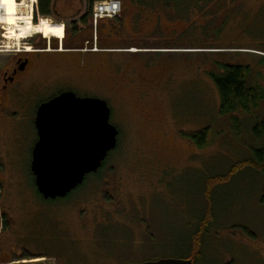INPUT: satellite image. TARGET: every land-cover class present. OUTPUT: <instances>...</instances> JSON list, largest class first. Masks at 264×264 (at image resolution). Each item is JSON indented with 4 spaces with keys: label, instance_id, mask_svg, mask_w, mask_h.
Segmentation results:
<instances>
[{
    "label": "rangeland",
    "instance_id": "obj_1",
    "mask_svg": "<svg viewBox=\"0 0 264 264\" xmlns=\"http://www.w3.org/2000/svg\"><path fill=\"white\" fill-rule=\"evenodd\" d=\"M119 1L120 16L103 20L99 33L106 48L137 52L118 56L134 83L102 95L119 148L102 180L89 179L71 199L47 203L31 171L34 128L0 130V264L38 257L56 264L182 259L208 213L212 226L194 264H264V177L249 167L230 173L264 145L253 134L264 101L251 113L223 116L211 78L223 73L220 65L241 66L249 87L264 94V0H210L189 12H180L178 0H156L155 9ZM142 80L152 81L147 89ZM203 130L208 142L199 149L189 135ZM227 175L228 182L208 191L207 180Z\"/></svg>",
    "mask_w": 264,
    "mask_h": 264
},
{
    "label": "flooded vegetation",
    "instance_id": "obj_2",
    "mask_svg": "<svg viewBox=\"0 0 264 264\" xmlns=\"http://www.w3.org/2000/svg\"><path fill=\"white\" fill-rule=\"evenodd\" d=\"M62 1L64 0L48 1L40 9L44 22L50 20L52 25L63 27L64 37L60 42L34 37L17 48L0 46V130L12 133L18 124L27 123L35 130L36 145L40 140L37 130L39 113L53 99L65 93H73L81 99L104 100L102 95H108L106 90H122L136 80L129 76V71L124 72L123 65L127 62L121 61L118 56L121 53L132 55L137 52H132L131 48L120 52L105 47L104 39L99 36L104 22L94 20L95 5L91 8L88 0H66L68 9L59 10L58 4ZM52 18L68 23L59 25ZM118 81L122 86L117 84ZM149 83L142 80L140 85L147 89ZM119 145L120 132L116 150ZM109 156L98 172L88 175L84 184L66 198L46 201L40 194L39 196L47 203L71 199L75 192L84 189L89 179H103ZM2 231L8 232L10 229L8 227ZM67 242L72 243L73 240ZM5 253L8 254L7 251ZM11 253L20 256L17 250L13 249ZM38 258L42 260L36 262V258H21L22 262L14 261L12 264H56L54 259Z\"/></svg>",
    "mask_w": 264,
    "mask_h": 264
},
{
    "label": "water",
    "instance_id": "obj_3",
    "mask_svg": "<svg viewBox=\"0 0 264 264\" xmlns=\"http://www.w3.org/2000/svg\"><path fill=\"white\" fill-rule=\"evenodd\" d=\"M39 142L31 171L46 201L64 199L98 172L118 145V129L111 124L107 102L65 93L39 113ZM30 264V263H28ZM139 264H194L192 260L163 259Z\"/></svg>",
    "mask_w": 264,
    "mask_h": 264
},
{
    "label": "trees",
    "instance_id": "obj_4",
    "mask_svg": "<svg viewBox=\"0 0 264 264\" xmlns=\"http://www.w3.org/2000/svg\"><path fill=\"white\" fill-rule=\"evenodd\" d=\"M46 0H39V11L43 5L46 4ZM51 1V0H47ZM91 8L97 3L105 0H88ZM210 0H178L175 5L179 8L180 12H189L193 8L196 10L201 6V3L209 2ZM45 2V4H44ZM137 3L147 7L149 9H155L156 0H137ZM222 74H211V78L214 81L219 96H220V113L223 116H234L236 113H251L260 108L264 101V94L260 89L249 87L248 85V70L241 66L220 65ZM237 121V119H235ZM254 136L264 143V118L255 129H253ZM209 137V131L203 130L189 135V139L199 148L203 149L207 146ZM254 160H248L233 167L230 173L237 172L238 168H251L258 175L264 177V145L254 150ZM232 175L225 177H218V179H212L209 183L207 180V186L213 189L214 187L221 186L231 179ZM36 187V186H35ZM264 203V196L262 198ZM210 218V219H209ZM211 217L208 215L203 219L199 231L196 233L193 239V250L182 258L185 260H192L195 262L198 260L201 254V247H203V237L208 232V229L212 226ZM6 228V227H5Z\"/></svg>",
    "mask_w": 264,
    "mask_h": 264
},
{
    "label": "built area",
    "instance_id": "obj_5",
    "mask_svg": "<svg viewBox=\"0 0 264 264\" xmlns=\"http://www.w3.org/2000/svg\"><path fill=\"white\" fill-rule=\"evenodd\" d=\"M121 9L122 4L119 0H106L96 5L94 16L96 20L114 18L121 13ZM37 17H39V7L23 14L19 7L17 12H12L3 0H0V46L15 47L26 41L23 38H11L10 35L22 32V28L34 24Z\"/></svg>",
    "mask_w": 264,
    "mask_h": 264
},
{
    "label": "bare ground",
    "instance_id": "obj_6",
    "mask_svg": "<svg viewBox=\"0 0 264 264\" xmlns=\"http://www.w3.org/2000/svg\"><path fill=\"white\" fill-rule=\"evenodd\" d=\"M3 2L12 12H17L19 7L20 12L23 14L36 9L39 6V0H3ZM40 23L39 25L28 24L27 27L22 28V32L11 34L10 37L27 39L36 35H42L46 39L55 38L60 40L64 37L63 27L52 25L50 20L43 22L42 24Z\"/></svg>",
    "mask_w": 264,
    "mask_h": 264
},
{
    "label": "crops",
    "instance_id": "obj_7",
    "mask_svg": "<svg viewBox=\"0 0 264 264\" xmlns=\"http://www.w3.org/2000/svg\"><path fill=\"white\" fill-rule=\"evenodd\" d=\"M47 3H48V2H47ZM47 3H46V4H47Z\"/></svg>",
    "mask_w": 264,
    "mask_h": 264
}]
</instances>
